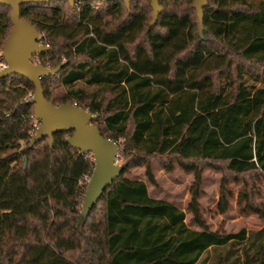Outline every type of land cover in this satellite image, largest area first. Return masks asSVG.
Segmentation results:
<instances>
[{
  "label": "trees",
  "instance_id": "1",
  "mask_svg": "<svg viewBox=\"0 0 264 264\" xmlns=\"http://www.w3.org/2000/svg\"><path fill=\"white\" fill-rule=\"evenodd\" d=\"M150 1L132 0L130 9L122 0L21 5L22 18L52 48L39 62L66 63L42 78L46 98L57 105L77 100L97 114L94 123L133 159L81 228L91 153L69 144L72 131L55 133L53 146L43 137L29 148L34 84L19 74L0 79V264H264V226L220 233L205 225L197 163L264 177V85L257 84L264 75L245 67L264 65V0H209L206 40L195 0H161L152 28ZM9 10L0 4V52L12 28ZM156 154L173 155L193 172L188 208L200 229L190 228L175 204L152 197L144 180L125 175L145 166L155 185ZM164 166L173 170L171 161ZM226 184L221 212L229 206ZM247 208L264 219V206Z\"/></svg>",
  "mask_w": 264,
  "mask_h": 264
},
{
  "label": "water",
  "instance_id": "2",
  "mask_svg": "<svg viewBox=\"0 0 264 264\" xmlns=\"http://www.w3.org/2000/svg\"><path fill=\"white\" fill-rule=\"evenodd\" d=\"M53 1H66L74 6L77 2L82 1L105 3L112 0H0V4L12 9V28L1 51L6 67L0 70V79L12 74H19L34 84L35 89L27 103L33 104L34 115L41 125L31 137L29 148L43 137H48L50 146H53L55 133L72 131V134L67 137L69 144L78 149L81 154H92L94 170L88 181L82 210L78 218V224L83 228L90 211L107 188L124 172L125 166L117 162L121 150L119 142L106 137L100 127L94 123L98 118L97 114L82 107L78 102L57 105L45 96L42 78L56 75L66 63L50 68L41 62H35L37 57L49 52L52 48L43 42L44 36L41 31L31 22L22 18L21 5ZM122 1L130 9L132 0ZM208 4L209 0H195L193 4L199 20V34L204 40L207 39L204 8ZM150 6L153 12L149 28H152L156 25L164 8L161 5V0H151Z\"/></svg>",
  "mask_w": 264,
  "mask_h": 264
},
{
  "label": "rangeland",
  "instance_id": "3",
  "mask_svg": "<svg viewBox=\"0 0 264 264\" xmlns=\"http://www.w3.org/2000/svg\"><path fill=\"white\" fill-rule=\"evenodd\" d=\"M95 5L97 8L102 6L101 3H96ZM65 9L68 14L72 13L68 5L65 6ZM9 13L11 14L12 11L9 10ZM150 15H152V11H150ZM81 59L83 58L78 57L75 60L80 61ZM49 67L52 68L51 66ZM245 67L250 71L264 75V65H250L246 63ZM231 72L235 73V70L232 69ZM257 84L259 86L264 85V77ZM87 88L91 94L97 90L101 97L104 95V92L101 89L98 90L97 87L91 86ZM31 95L32 92L29 97ZM73 102L78 101L73 100ZM123 151L124 145H122L117 157V162L120 164L125 163L128 159H133L131 154L121 156ZM91 157L93 158L92 154ZM138 158L137 156L136 159ZM170 161L172 162L173 170L168 172L164 165ZM197 163L203 167V193L200 197V210L205 225L210 230L220 233H236L242 229H246L248 232L255 231L264 226V219L247 208L248 203L264 206V177H257L252 174L246 176L242 174L237 175L229 171L226 168V164L221 162L205 160L198 161ZM151 168L156 178L155 185L149 182L145 166H133L125 175L133 180H144L148 185L152 197L175 203L178 208L186 213V223L188 226L193 229H200V226L194 221L193 214L188 208L191 199L190 189L194 181L193 172L185 171L173 155H154L151 159ZM224 179L227 180L226 188L230 196L228 198L229 206L227 211L221 212L220 198ZM241 195H244V199L242 200L240 199ZM84 196L85 193L81 200L82 204ZM81 208L82 206L80 207V213ZM211 256L212 253H210L209 260L212 259Z\"/></svg>",
  "mask_w": 264,
  "mask_h": 264
},
{
  "label": "built area",
  "instance_id": "4",
  "mask_svg": "<svg viewBox=\"0 0 264 264\" xmlns=\"http://www.w3.org/2000/svg\"><path fill=\"white\" fill-rule=\"evenodd\" d=\"M44 42V41H43ZM48 45V44H47ZM0 56H1V59H0V70H2L4 67H6V62L3 61V56H2V53L0 52ZM5 60V59H4ZM35 62H39V57H37L35 59ZM41 123L36 119L35 115H33V123H32V127L31 129L29 130V137H30V140H31V137L38 131L39 127H40ZM25 142V141H23ZM90 177H87L86 178V181H87V184H88V181H89Z\"/></svg>",
  "mask_w": 264,
  "mask_h": 264
},
{
  "label": "crops",
  "instance_id": "5",
  "mask_svg": "<svg viewBox=\"0 0 264 264\" xmlns=\"http://www.w3.org/2000/svg\"><path fill=\"white\" fill-rule=\"evenodd\" d=\"M158 199V198H157ZM171 202V201H170ZM173 203V202H172ZM173 204H175V203H173ZM176 205V204H175ZM177 206V205H176Z\"/></svg>",
  "mask_w": 264,
  "mask_h": 264
},
{
  "label": "flooded vegetation",
  "instance_id": "6",
  "mask_svg": "<svg viewBox=\"0 0 264 264\" xmlns=\"http://www.w3.org/2000/svg\"><path fill=\"white\" fill-rule=\"evenodd\" d=\"M77 3H79V2H77ZM77 3H76V4H77ZM76 4H75V5H76ZM75 5H74V6H75Z\"/></svg>",
  "mask_w": 264,
  "mask_h": 264
}]
</instances>
